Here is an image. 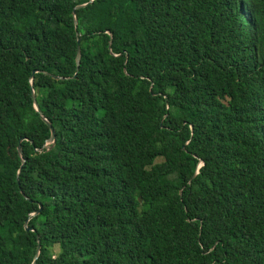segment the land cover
<instances>
[{"label": "trees", "instance_id": "1", "mask_svg": "<svg viewBox=\"0 0 264 264\" xmlns=\"http://www.w3.org/2000/svg\"><path fill=\"white\" fill-rule=\"evenodd\" d=\"M89 1L0 0V264H264V0Z\"/></svg>", "mask_w": 264, "mask_h": 264}, {"label": "water", "instance_id": "2", "mask_svg": "<svg viewBox=\"0 0 264 264\" xmlns=\"http://www.w3.org/2000/svg\"><path fill=\"white\" fill-rule=\"evenodd\" d=\"M92 0H90L89 1V3L91 2ZM89 3H87V4H89ZM87 4H84V5H81V6H78L77 8H80V7H85ZM73 14H74V12H73ZM74 23H75V25H76V23H77V20L76 19H74ZM78 42V41H77ZM79 62H80V49H79V46H77V51H76V68L78 69V66H79ZM32 78V77H31ZM31 85H32V82H31ZM31 97H32V100H33V102H35V96H34V91L32 90L31 91ZM35 109H36V111H38L39 112V109H38V107H37V105H36V103H35ZM41 118L43 119V121L48 125V127L50 128V131H51V136H50V139H49V143H51V147L54 145V143H55V132H54V130L52 129V127H51V124L48 122V121H46V119H44L42 116H41ZM18 151L19 152H21V149H20V146L18 145ZM40 210H41V206L39 207V210L38 211H36L32 216H36L39 212H40ZM25 231H27V232H35V229L34 228H32V227H27V222L25 223ZM39 250H40V245H39V241H38V245H37V249H36V255H35V258H34V261H33V263L32 264H35V260L37 259V257H38V254H39Z\"/></svg>", "mask_w": 264, "mask_h": 264}]
</instances>
